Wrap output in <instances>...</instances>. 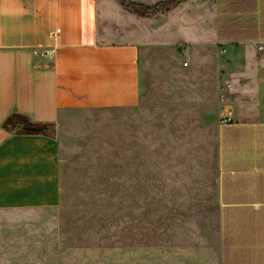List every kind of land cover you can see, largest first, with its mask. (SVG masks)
Wrapping results in <instances>:
<instances>
[{
  "label": "rangeland",
  "instance_id": "374dc122",
  "mask_svg": "<svg viewBox=\"0 0 264 264\" xmlns=\"http://www.w3.org/2000/svg\"><path fill=\"white\" fill-rule=\"evenodd\" d=\"M196 1L136 16L129 27L146 44L139 105L94 110L64 128L61 204L0 221V264L177 262L182 246L217 228L218 128L242 91L257 94L239 76L256 66L221 59L210 45L215 22Z\"/></svg>",
  "mask_w": 264,
  "mask_h": 264
},
{
  "label": "crops",
  "instance_id": "0c3cea01",
  "mask_svg": "<svg viewBox=\"0 0 264 264\" xmlns=\"http://www.w3.org/2000/svg\"><path fill=\"white\" fill-rule=\"evenodd\" d=\"M199 1L221 59L254 61V73L239 76L257 94L242 91L218 128L217 228L182 246L177 262L156 264H264V0ZM135 20L117 0H0V221L61 204L65 127L139 105L146 44L129 27Z\"/></svg>",
  "mask_w": 264,
  "mask_h": 264
},
{
  "label": "trees",
  "instance_id": "16d2710c",
  "mask_svg": "<svg viewBox=\"0 0 264 264\" xmlns=\"http://www.w3.org/2000/svg\"><path fill=\"white\" fill-rule=\"evenodd\" d=\"M122 8L138 18H151L153 15L169 13L188 0H166L153 6H147L131 0H117Z\"/></svg>",
  "mask_w": 264,
  "mask_h": 264
},
{
  "label": "built area",
  "instance_id": "2783aa9c",
  "mask_svg": "<svg viewBox=\"0 0 264 264\" xmlns=\"http://www.w3.org/2000/svg\"><path fill=\"white\" fill-rule=\"evenodd\" d=\"M258 51L264 54V42L258 45ZM230 122V119L227 117L221 119V123Z\"/></svg>",
  "mask_w": 264,
  "mask_h": 264
},
{
  "label": "water",
  "instance_id": "95a60500",
  "mask_svg": "<svg viewBox=\"0 0 264 264\" xmlns=\"http://www.w3.org/2000/svg\"><path fill=\"white\" fill-rule=\"evenodd\" d=\"M31 128V127H30ZM30 131L29 132H39L40 131V129L39 128H37V127H33V128H31V129H29Z\"/></svg>",
  "mask_w": 264,
  "mask_h": 264
}]
</instances>
